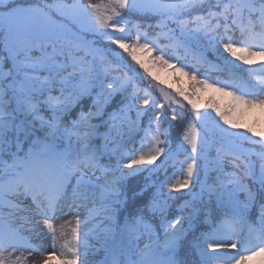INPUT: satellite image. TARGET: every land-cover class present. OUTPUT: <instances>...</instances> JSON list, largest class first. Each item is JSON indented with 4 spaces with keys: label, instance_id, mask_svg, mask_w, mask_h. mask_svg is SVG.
I'll list each match as a JSON object with an SVG mask.
<instances>
[{
    "label": "trees",
    "instance_id": "16d2710c",
    "mask_svg": "<svg viewBox=\"0 0 264 264\" xmlns=\"http://www.w3.org/2000/svg\"><path fill=\"white\" fill-rule=\"evenodd\" d=\"M26 1L0 0L25 2L9 13L13 30L0 32V173L12 153L39 146L41 138L71 160L94 152L111 175L112 202L121 196L122 215L140 211L148 219L147 252L179 243L194 259L195 243L211 248L229 207L240 211L243 228L263 216L264 110L250 108L228 84L252 83L257 59L243 60L241 44L251 28L264 27V0H208L154 25L104 22L81 0H45L53 12ZM87 36L128 53L186 110L164 108ZM189 48L217 69L193 54L180 62L175 53ZM238 138L255 141L259 156L242 159L226 148ZM191 140L201 144L202 159L189 153ZM167 220L178 222L173 233Z\"/></svg>",
    "mask_w": 264,
    "mask_h": 264
},
{
    "label": "rangeland",
    "instance_id": "374dc122",
    "mask_svg": "<svg viewBox=\"0 0 264 264\" xmlns=\"http://www.w3.org/2000/svg\"><path fill=\"white\" fill-rule=\"evenodd\" d=\"M82 1L90 5V9L97 17L107 22L111 17L121 15L144 19L158 18L169 13L184 15L183 12L198 10L203 0H191L186 4L175 6L161 5L146 0ZM24 3H0L1 33L7 34L13 30V21H15V17L10 16V14L19 9L20 7L18 6L24 5ZM26 3H30V5L37 4L45 8L48 12L54 11L53 5L51 4L52 2L45 0H27ZM21 9H23V7ZM87 39L101 46L105 53H108L115 60L127 67L135 78H144L148 87H150L155 95L162 100L165 108L177 106L178 108L186 110L184 104L176 97L177 95L153 82L132 62L127 54L115 47L107 46L99 39L96 40V38H93V36H87ZM251 46L252 48L247 53L248 57L260 56L263 62L262 69L257 71V74L259 83H261V89L258 94V96H261L259 104L264 109V40L261 37L259 41L254 39ZM239 141L243 143L246 140L239 139L238 142ZM238 144L239 143H237V145ZM237 145H231V147L238 149ZM199 148L200 145L191 140L189 149L201 156ZM51 159V162L56 163L55 157H51ZM44 161L45 160L35 158L30 163L29 167L31 168V175L29 174L28 168L24 176V181L20 182L18 178L6 177L0 183V224H8L9 226L19 229V238L21 237L20 239L18 238V240L16 239V241L0 238V264H60L57 260L53 259L39 261L35 256L31 255V253L37 251V247L40 248V252L42 251L41 244L34 242V240L41 241L42 232L48 228L46 235L54 240L51 248L56 252L58 251V247H60V252L65 239H61L59 233L67 227L65 220L71 218L73 215L89 223L84 232L83 240L81 239L82 242L78 250L73 249L72 253L67 255L62 254L60 256H62L61 258H63V260L67 258L70 264H97L100 259H103L104 255L101 242L113 234L116 225L113 218L98 214L101 203L108 195V189L110 188L109 177L103 174L99 169L92 167L83 178L75 179L71 182L61 194L60 205L58 204L57 207L52 209L49 200L51 192V188L49 187L50 184L48 186L45 184V180L48 182V178L42 174V163ZM45 162L50 164L49 161ZM53 167L54 166L51 167L52 170ZM21 194L23 196L25 195L26 199L21 200ZM35 196L40 200L39 205L35 204L38 205L36 208L39 210L40 214L44 213L45 216L30 218V215L26 214V212H28V205L34 202ZM84 201H86V205L82 206ZM94 212L98 215L94 216ZM43 218H45V220H42ZM91 218L96 220L90 221ZM23 219H26L27 222H22ZM30 234H35V236L30 237ZM239 234V227L237 225H232L225 234L213 244L215 251L228 253L225 259L219 260L221 264H254L255 261L264 264V246L259 244L257 247L245 250V245L240 244L237 239ZM136 235L134 239V249L136 251V258L138 259L140 252L145 249L148 234L140 226Z\"/></svg>",
    "mask_w": 264,
    "mask_h": 264
},
{
    "label": "bare ground",
    "instance_id": "6f19581e",
    "mask_svg": "<svg viewBox=\"0 0 264 264\" xmlns=\"http://www.w3.org/2000/svg\"><path fill=\"white\" fill-rule=\"evenodd\" d=\"M20 197H21V200L26 199L25 195L23 196L21 194ZM35 204H38V205L40 204L39 198H36L34 202H31L28 205V212H26V214H29L30 218H33V217L35 218V216L36 217L45 216L44 213L42 214L39 213V210L36 208L38 205H35ZM85 205H86V201L82 203V206H85ZM42 220H45V218H43ZM94 220L96 219H91L90 221H94ZM22 222L26 223L27 221L26 219H23ZM65 222L67 226L66 229H64L63 231L59 233V237L61 239H65V242H64L65 246L62 245L60 252H59L60 247H58V251L56 252L52 250L51 246L54 240L52 238L50 239V237L46 235V233L48 232V228H46L41 234V241L34 240V242L41 244L42 251L40 252V248L37 247V251L34 253H31V255L35 256L39 261L53 259V260H57V262H59L60 264H70L67 258L63 260V258H61L62 256L60 255L62 254L67 255L69 253H72L73 249L78 250L83 240L84 232L87 229L89 222L83 221V219H81L80 217L76 215H73L71 218L66 219ZM34 236L35 234H30V237H34Z\"/></svg>",
    "mask_w": 264,
    "mask_h": 264
}]
</instances>
